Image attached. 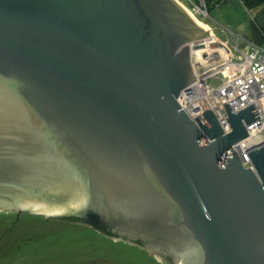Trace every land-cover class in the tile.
I'll return each mask as SVG.
<instances>
[{
    "label": "water",
    "instance_id": "water-1",
    "mask_svg": "<svg viewBox=\"0 0 264 264\" xmlns=\"http://www.w3.org/2000/svg\"><path fill=\"white\" fill-rule=\"evenodd\" d=\"M223 59L179 0H0V210L174 264H264V142L253 166L232 147L260 114L227 103L225 131L182 108Z\"/></svg>",
    "mask_w": 264,
    "mask_h": 264
},
{
    "label": "built area",
    "instance_id": "built-area-1",
    "mask_svg": "<svg viewBox=\"0 0 264 264\" xmlns=\"http://www.w3.org/2000/svg\"><path fill=\"white\" fill-rule=\"evenodd\" d=\"M179 1L198 18L210 16L206 0ZM216 29L226 36L225 39L219 37L211 29L213 37L222 44L223 62L182 89V108L197 120L196 116L208 107L224 130L229 131L225 104L229 103L234 111H238L254 103L253 110L258 111L255 115L260 116L247 125L249 134L232 145L244 164L253 166L249 151L264 142V43L223 24Z\"/></svg>",
    "mask_w": 264,
    "mask_h": 264
},
{
    "label": "rangeland",
    "instance_id": "rangeland-1",
    "mask_svg": "<svg viewBox=\"0 0 264 264\" xmlns=\"http://www.w3.org/2000/svg\"><path fill=\"white\" fill-rule=\"evenodd\" d=\"M248 2L249 9L239 0L217 1L210 8V16L199 18L224 39L225 34L216 29L221 24L250 36L253 18L264 26V3ZM3 252H0V264H161L139 244L90 227L48 230L41 238ZM157 258L162 259V256L157 255Z\"/></svg>",
    "mask_w": 264,
    "mask_h": 264
},
{
    "label": "trees",
    "instance_id": "trees-1",
    "mask_svg": "<svg viewBox=\"0 0 264 264\" xmlns=\"http://www.w3.org/2000/svg\"><path fill=\"white\" fill-rule=\"evenodd\" d=\"M208 9L212 4L222 0H206ZM248 8V0H239ZM261 5L264 0H255ZM251 5V4H250ZM249 9V8H248ZM253 18V17H252ZM250 36L259 43H264V26L252 20ZM80 227H90L98 230L93 224L85 223L70 216H45L41 213L15 210H0V252L7 253L10 247L21 246L27 241L41 238L48 230H77Z\"/></svg>",
    "mask_w": 264,
    "mask_h": 264
},
{
    "label": "flooded vegetation",
    "instance_id": "flooded-vegetation-1",
    "mask_svg": "<svg viewBox=\"0 0 264 264\" xmlns=\"http://www.w3.org/2000/svg\"><path fill=\"white\" fill-rule=\"evenodd\" d=\"M81 221V220H80ZM83 222V221H82ZM93 224V223H92ZM98 230H103V229H101L100 227H98V226H96L95 224H93ZM103 232H104V230H103ZM107 235H109L108 233H106ZM120 240H122V239H120ZM123 240H125V239H123ZM133 244H137V243H134V242H132ZM139 246H141V245H139ZM141 247H143V246H141ZM144 248V247H143ZM150 255H152V257H153V260L154 261H156L157 263H161V264H174V262L171 260V259H169V258H167V257H164V256H162V259H159V258H157V255L156 254H154L153 252H151V251H149L147 248H144ZM164 258H165V260H164Z\"/></svg>",
    "mask_w": 264,
    "mask_h": 264
},
{
    "label": "bare ground",
    "instance_id": "bare-ground-1",
    "mask_svg": "<svg viewBox=\"0 0 264 264\" xmlns=\"http://www.w3.org/2000/svg\"><path fill=\"white\" fill-rule=\"evenodd\" d=\"M192 16H193V17L199 22V24H201L203 27L209 29V26L207 25L206 22H204L202 19H200V18H198V17H196V16H194V15H192ZM210 31H211V33H212V30H210Z\"/></svg>",
    "mask_w": 264,
    "mask_h": 264
}]
</instances>
